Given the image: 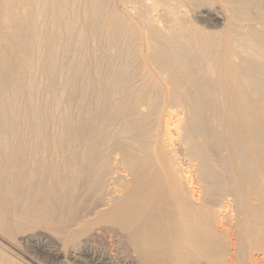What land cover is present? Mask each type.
<instances>
[{"label":"bare ground","instance_id":"1","mask_svg":"<svg viewBox=\"0 0 264 264\" xmlns=\"http://www.w3.org/2000/svg\"><path fill=\"white\" fill-rule=\"evenodd\" d=\"M48 234L264 264V0H0V264Z\"/></svg>","mask_w":264,"mask_h":264},{"label":"rangeland","instance_id":"2","mask_svg":"<svg viewBox=\"0 0 264 264\" xmlns=\"http://www.w3.org/2000/svg\"><path fill=\"white\" fill-rule=\"evenodd\" d=\"M27 236H30V235H27ZM27 236L25 237L22 236V238L20 236L19 239L16 240L15 243H6L5 241L3 243L4 245L6 244V246L11 250L12 253H14L16 256L18 255V258L22 259L28 264H82V263L83 264H123L121 260L122 258L120 256L118 257V255L114 253L115 250L111 246L109 248L108 243H107L109 239L99 240V243H98V240L94 242L92 241V243L90 242L89 244H92L91 248L93 247L94 248L93 250H91V248L89 247V244H87L88 246L86 245L83 248H81V250L78 251L77 254H75L72 258L68 256L67 257L63 256L64 252L62 251V248L60 247L61 245L58 243V241L56 240L54 241L53 238L49 239V234L48 236L46 235L47 237L42 236V239L41 237L37 238L38 240H36V238L34 239V237H32L33 239L31 237H30L31 239L30 238L28 239L26 238ZM104 241L106 245H104L105 244L103 243ZM101 246L104 248L105 253L102 252L103 248H101ZM104 246H108V247L105 248ZM59 247L61 250L59 249ZM111 248L113 249V251ZM108 250L109 252H107ZM57 251H61L62 253H60V256L54 258L52 254H54V252H57ZM84 251L85 252L87 251V252L85 253ZM108 253H109V256H108ZM110 253H112V256H110L111 255ZM74 257L75 258L77 257V258L75 259ZM72 260L73 262H71Z\"/></svg>","mask_w":264,"mask_h":264}]
</instances>
